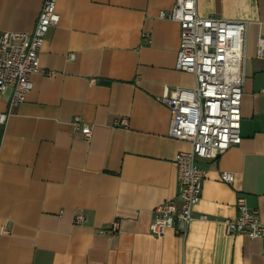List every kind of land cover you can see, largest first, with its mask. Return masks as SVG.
<instances>
[{
  "label": "crops",
  "instance_id": "0c3cea01",
  "mask_svg": "<svg viewBox=\"0 0 264 264\" xmlns=\"http://www.w3.org/2000/svg\"><path fill=\"white\" fill-rule=\"evenodd\" d=\"M43 1L0 0V33H32ZM174 1H56L42 72L0 125V264H264V240L228 235L223 224L237 217L238 196L264 220V0L196 2L200 17L248 22L241 140L198 161L205 175L186 236L150 232L153 211L176 200V157L190 150L169 138L159 101L166 89L195 87L176 70L178 24L159 18ZM10 97L0 95V114Z\"/></svg>",
  "mask_w": 264,
  "mask_h": 264
},
{
  "label": "built area",
  "instance_id": "2783aa9c",
  "mask_svg": "<svg viewBox=\"0 0 264 264\" xmlns=\"http://www.w3.org/2000/svg\"><path fill=\"white\" fill-rule=\"evenodd\" d=\"M57 0H44L34 30L30 34L0 33V95L11 91L6 113L0 114V125L6 124L13 110L25 101L32 84L30 77L41 73L39 52L49 30L59 23ZM197 0H175L169 12H160L159 18L176 22L180 30V47L176 70L195 78L194 89H166L160 103L170 113L169 138L190 145L180 152L175 161L178 194L176 200H166L154 211L150 232L162 238L168 230L185 237L194 220L193 208L199 203L205 172L198 161H214L229 148L240 143L241 101L245 82V61L248 22L227 21L217 17H200ZM256 58L264 61V38L259 37ZM85 139L91 137V128L76 118ZM126 126V120L117 122ZM234 176L222 172L220 181L232 185ZM237 217L225 220L226 234L246 235L264 240V220L250 210L245 197L235 203ZM201 220L206 217L202 216ZM84 221L81 214L76 224ZM118 224L113 223L106 234H114Z\"/></svg>",
  "mask_w": 264,
  "mask_h": 264
}]
</instances>
